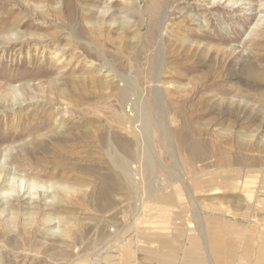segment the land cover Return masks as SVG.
<instances>
[{
    "label": "rangeland",
    "instance_id": "1",
    "mask_svg": "<svg viewBox=\"0 0 264 264\" xmlns=\"http://www.w3.org/2000/svg\"><path fill=\"white\" fill-rule=\"evenodd\" d=\"M29 2L0 0V263L264 264V0Z\"/></svg>",
    "mask_w": 264,
    "mask_h": 264
},
{
    "label": "bare ground",
    "instance_id": "2",
    "mask_svg": "<svg viewBox=\"0 0 264 264\" xmlns=\"http://www.w3.org/2000/svg\"><path fill=\"white\" fill-rule=\"evenodd\" d=\"M34 1H36L37 2V0H34ZM39 1V0H38ZM43 1V0H42ZM64 2H62L63 3V6L65 7H67V5H68V7L70 6V5H72L73 4V1L74 0H63ZM28 2H29V0H28ZM44 2H50V3H52L53 2V0H44ZM24 3V2H23ZM29 3H31V2H29ZM67 4V5H66ZM30 5V4H29ZM25 6V5H24ZM74 6V5H73ZM45 7H46V5H45ZM44 7V8H45ZM56 8V7H55ZM48 9V8H47ZM58 9V8H57ZM69 9V12L71 11L70 10V7L68 8ZM37 11H38V9H36ZM40 10V9H39ZM44 10H46V9H44ZM63 10H56L55 11V13H58V15L59 16H62V17H65V13L64 12H62ZM45 12V11H44ZM51 12V11H50ZM45 13H47V12H45ZM67 13V12H66ZM46 15H48V14H46ZM54 16V15H53ZM55 17V16H54ZM62 19V18H61ZM123 96H124V98H125V95L123 94ZM122 96V97H123ZM123 98V99H124ZM146 117H147V115L145 114L144 115V123L145 124H147L146 123ZM149 124V123H148ZM147 157V160L150 162L151 160H152V157L149 155V156H146ZM115 161L117 162V163H119L120 165H122V167L125 169V171H126V165H127V162H124L123 160H121L120 159V157L118 158V157H115ZM1 169L3 170V168L1 167ZM66 192H68L67 190H62V193H66ZM50 222H52V220H50V219H48V218H46L45 219V223H50ZM5 228V227H4ZM6 230V229H5ZM16 258H18V257H16ZM34 261H38V259L37 258H34ZM1 262V261H0ZM10 262H12V264L13 263H16V264H18V262L15 260V261H11L10 260V255H8V254H6L5 256H4V258H3V264L5 263V264H7V263H10ZM1 264V263H0Z\"/></svg>",
    "mask_w": 264,
    "mask_h": 264
}]
</instances>
